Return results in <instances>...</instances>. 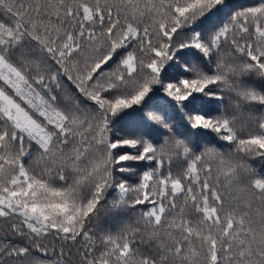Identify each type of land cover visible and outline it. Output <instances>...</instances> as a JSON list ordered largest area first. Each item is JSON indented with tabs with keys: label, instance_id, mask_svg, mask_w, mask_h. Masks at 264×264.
Listing matches in <instances>:
<instances>
[{
	"label": "snow or ice",
	"instance_id": "6c2138e0",
	"mask_svg": "<svg viewBox=\"0 0 264 264\" xmlns=\"http://www.w3.org/2000/svg\"><path fill=\"white\" fill-rule=\"evenodd\" d=\"M0 264H264V0H0Z\"/></svg>",
	"mask_w": 264,
	"mask_h": 264
},
{
	"label": "trees",
	"instance_id": "16d2710c",
	"mask_svg": "<svg viewBox=\"0 0 264 264\" xmlns=\"http://www.w3.org/2000/svg\"><path fill=\"white\" fill-rule=\"evenodd\" d=\"M238 2H240V3H246L247 0H238ZM0 226H3V222H0Z\"/></svg>",
	"mask_w": 264,
	"mask_h": 264
}]
</instances>
